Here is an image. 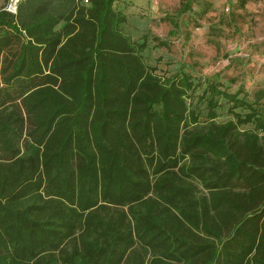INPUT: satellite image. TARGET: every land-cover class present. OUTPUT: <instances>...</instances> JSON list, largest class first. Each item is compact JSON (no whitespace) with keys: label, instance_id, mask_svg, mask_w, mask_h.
<instances>
[{"label":"trees","instance_id":"1","mask_svg":"<svg viewBox=\"0 0 264 264\" xmlns=\"http://www.w3.org/2000/svg\"><path fill=\"white\" fill-rule=\"evenodd\" d=\"M114 2L0 6V264H264V88L194 107Z\"/></svg>","mask_w":264,"mask_h":264},{"label":"rangeland","instance_id":"2","mask_svg":"<svg viewBox=\"0 0 264 264\" xmlns=\"http://www.w3.org/2000/svg\"><path fill=\"white\" fill-rule=\"evenodd\" d=\"M243 1L115 0L114 7L125 14L120 27L133 41L148 36L141 52L146 66L155 67L162 77L188 73L197 86L187 101L205 111L207 98L199 97L209 82L220 83L229 93L241 91L238 97L248 102L257 89L264 88V0ZM11 3L0 0L7 9ZM217 99V121L230 119L231 103L223 96ZM256 108L264 114V97Z\"/></svg>","mask_w":264,"mask_h":264},{"label":"clouds","instance_id":"3","mask_svg":"<svg viewBox=\"0 0 264 264\" xmlns=\"http://www.w3.org/2000/svg\"><path fill=\"white\" fill-rule=\"evenodd\" d=\"M20 2V0H12V3L10 4L9 8L7 9L8 11L12 13H16L17 11V5Z\"/></svg>","mask_w":264,"mask_h":264}]
</instances>
